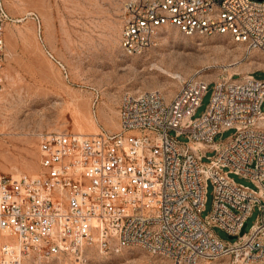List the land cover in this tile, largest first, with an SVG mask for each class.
Returning a JSON list of instances; mask_svg holds the SVG:
<instances>
[{
	"label": "built area",
	"instance_id": "built-area-1",
	"mask_svg": "<svg viewBox=\"0 0 264 264\" xmlns=\"http://www.w3.org/2000/svg\"><path fill=\"white\" fill-rule=\"evenodd\" d=\"M122 2L121 47L128 55L155 45L167 26L185 35L228 34L249 52L264 51V0ZM10 20L0 1V92ZM210 83V104L195 117ZM263 103L264 79L254 74L213 80L193 74L171 98L155 89L125 93L118 131L39 132L40 172L0 173V232L13 239L0 240L2 264H22L31 253L79 254L88 246L106 254L141 246L176 264L225 257L229 264H264ZM229 129L231 138L214 140ZM209 180L214 207L203 218ZM255 207L261 215L241 235ZM215 227L233 240L220 239Z\"/></svg>",
	"mask_w": 264,
	"mask_h": 264
},
{
	"label": "rangeland",
	"instance_id": "rangeland-1",
	"mask_svg": "<svg viewBox=\"0 0 264 264\" xmlns=\"http://www.w3.org/2000/svg\"><path fill=\"white\" fill-rule=\"evenodd\" d=\"M0 1L11 18L5 29L6 85L0 92V173L34 176L40 172L39 132L118 131L120 105L127 92L155 89L171 98L181 80L193 74L213 80L251 73L264 79V51L249 52L228 34L185 35L167 26L155 45L141 54H126L121 47L123 0ZM213 91L210 83L195 117L206 111ZM234 132L226 130L214 140L226 141ZM229 175L237 183L257 188L248 178ZM214 200V184L209 180L203 218L212 212ZM260 215L255 207L246 231ZM214 232L222 240H233L221 227ZM7 235L0 232V240H13ZM3 260L0 248V264ZM22 264L176 263L141 246L107 254L88 246L79 254L58 257L31 253ZM198 264H229V259Z\"/></svg>",
	"mask_w": 264,
	"mask_h": 264
},
{
	"label": "water",
	"instance_id": "water-1",
	"mask_svg": "<svg viewBox=\"0 0 264 264\" xmlns=\"http://www.w3.org/2000/svg\"><path fill=\"white\" fill-rule=\"evenodd\" d=\"M245 228H246V223L244 224V227L242 228V230H241V235H243L244 234V232H245ZM231 238H234L233 236H230Z\"/></svg>",
	"mask_w": 264,
	"mask_h": 264
}]
</instances>
